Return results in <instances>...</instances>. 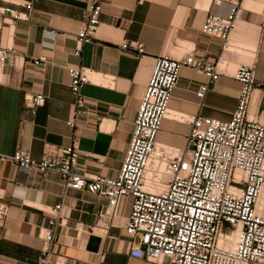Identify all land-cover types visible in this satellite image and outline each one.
Wrapping results in <instances>:
<instances>
[{"label":"crops","instance_id":"crops-1","mask_svg":"<svg viewBox=\"0 0 264 264\" xmlns=\"http://www.w3.org/2000/svg\"><path fill=\"white\" fill-rule=\"evenodd\" d=\"M14 1L19 11L31 1L33 10L29 21L7 23L2 37V44L14 48L20 58L14 66L0 64V201L10 208L7 219L0 221V264H38L47 220L61 204L62 225L49 227L55 243L48 264H155L130 255L137 247L125 232L131 199L121 202L113 226L103 233L95 226L107 205L104 197L76 190L64 193L58 174H27L2 157L22 150L41 160L51 145L67 146L76 139L87 174L117 178L156 58L181 59L193 52L217 61L222 41L204 34L202 25L209 12L220 9L212 0H104L94 40L82 45L77 58L76 36L88 4L95 0ZM7 4L0 0V6ZM124 42L143 43L144 55L123 49ZM222 54L224 74L202 99L197 92L207 83L206 76L182 68L170 117L158 134L160 146H185L190 126L180 115L232 117L242 89L235 79L240 65L253 66L255 73L248 115L264 121V0H243L241 18ZM73 64L91 71V82L82 87L89 114L76 129L67 125L74 111L67 67ZM26 92L44 94L46 103L32 111L25 106Z\"/></svg>","mask_w":264,"mask_h":264},{"label":"built area","instance_id":"built-area-1","mask_svg":"<svg viewBox=\"0 0 264 264\" xmlns=\"http://www.w3.org/2000/svg\"><path fill=\"white\" fill-rule=\"evenodd\" d=\"M3 1L8 4L0 6V64L10 67L20 55L2 44L4 27L9 22L29 21L33 3L26 1L22 4L26 10L19 11L13 7L16 1ZM103 1L95 0L87 6L73 51L77 58L81 57L82 45L94 40ZM212 3L220 11L208 13L202 32L221 39L223 53L241 18L243 0ZM121 47L138 56L145 53L141 42H124ZM222 53L215 62L198 58L193 52L181 59L156 58L117 178L87 174L76 139L67 146L51 145L41 160L22 150L2 158L27 174H58L64 193L76 190L104 197L107 205L99 212L95 226L103 233L113 226L121 202L131 199L125 232L137 244L130 252L132 257L155 264H264V216L258 207L264 191V121L248 115L255 86L254 67L240 65L236 70L235 79L242 89L230 119L180 115L190 126L185 146H160L158 141L182 68L197 69L206 76L207 83L197 92L202 99L210 84L224 74ZM67 70L74 97V111L67 125L76 129L78 121L89 114L82 87L91 82V71L80 64L70 65ZM24 102L35 111L46 103V96L26 92ZM9 209L0 201V221L7 219ZM62 211V204L56 206L47 220L43 257L38 264H48L55 243L54 231L49 227L62 225ZM223 237L228 247L220 245Z\"/></svg>","mask_w":264,"mask_h":264},{"label":"bare ground","instance_id":"bare-ground-1","mask_svg":"<svg viewBox=\"0 0 264 264\" xmlns=\"http://www.w3.org/2000/svg\"><path fill=\"white\" fill-rule=\"evenodd\" d=\"M168 117H170V112H169V115ZM263 200H264V191L262 192V195H261V198H260V202H259V210L261 211L262 210V207H263ZM261 213V212H260ZM225 237H223L222 239H224ZM221 239V240H222ZM233 242H234V238L231 239ZM223 245H225V243H223Z\"/></svg>","mask_w":264,"mask_h":264},{"label":"rangeland","instance_id":"rangeland-1","mask_svg":"<svg viewBox=\"0 0 264 264\" xmlns=\"http://www.w3.org/2000/svg\"><path fill=\"white\" fill-rule=\"evenodd\" d=\"M258 207H259V206H258ZM260 212H261V214L264 216V209L261 210ZM220 245H221V244H220ZM221 246H225V245L222 244ZM225 247H228V246H225Z\"/></svg>","mask_w":264,"mask_h":264}]
</instances>
